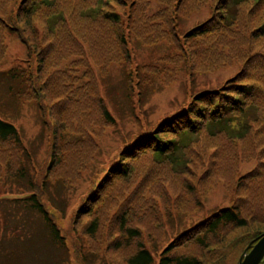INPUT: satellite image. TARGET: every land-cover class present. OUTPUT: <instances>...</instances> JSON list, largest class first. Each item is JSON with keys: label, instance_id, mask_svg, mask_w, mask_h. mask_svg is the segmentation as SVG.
<instances>
[{"label": "rangeland", "instance_id": "374dc122", "mask_svg": "<svg viewBox=\"0 0 264 264\" xmlns=\"http://www.w3.org/2000/svg\"><path fill=\"white\" fill-rule=\"evenodd\" d=\"M219 1L197 0L188 5L184 1L179 7L167 1L168 8L163 0H152L146 10L151 27L147 29L145 24L146 29L156 34L166 27L162 17L165 13L172 18L166 37L134 36L127 29L128 56L108 64L104 70L92 64L97 86L88 82L83 70L75 73L79 78L77 84L91 86L94 94L88 108L92 122L89 135L96 144L93 148L81 141L83 135L79 131L84 129L88 117L81 120L76 116L77 102H70L68 111L72 115L65 122L62 118L67 107L58 104V99H54L56 95L51 100L26 101L13 94L12 89L20 84L13 76L6 75L17 67L35 71L37 61L36 55H30L28 45L15 31H6L7 51L0 60V117L14 123L21 133L27 177L18 179L15 167L6 169L2 158H9L11 152L0 147V234L6 227L10 231L3 239L2 248L18 251V256L24 255L17 263L0 254V264H127L136 242L117 250L111 245L117 233L118 215L125 213L133 215V225L141 228L142 240L153 251L157 262L160 252L179 233L234 204L236 195L232 188L241 177L255 169L259 160L247 159L252 155L237 151V145L223 148L228 138L225 137V144L222 134L208 132L195 137L208 144L207 153L184 150V158L175 168L150 152L143 157L125 159L124 162L130 161L126 166L128 175L107 181L101 197L103 205L93 203L90 214L77 218L78 209L109 176L111 166L122 163V151L137 135H146L163 120L185 110L195 94L220 89L242 70L246 61L240 63L232 54L239 46L240 32H226L223 42L215 48L196 51L185 38L191 29L211 19ZM18 2L12 0L10 17ZM128 12H120L127 25ZM212 52L219 53L214 56L219 61H229L210 70L200 67L203 58ZM100 98L114 123L102 120L98 112ZM253 118V110L247 111L234 122L235 131L229 137L237 138L239 131L253 124ZM59 122L65 130L61 135L54 133ZM55 144L66 150L56 153V162ZM200 146L198 140L194 147L201 150ZM187 161L192 163L186 164ZM53 165L58 167L55 172L62 171L63 176L56 181L49 176L53 175ZM209 175L212 179L207 178ZM30 180L39 185L33 193L43 191L40 193L42 203L57 222L66 245L54 244L41 217L27 211L31 201L26 198L33 191ZM142 204L144 208H137ZM96 216L101 219V230L96 237L90 238L86 226ZM244 231L236 230L235 233ZM211 240V251H203L195 245H188L183 251L197 255L206 253L208 258L224 255V264H239L250 239L237 246H231L229 241L223 243L218 237Z\"/></svg>", "mask_w": 264, "mask_h": 264}, {"label": "trees", "instance_id": "16d2710c", "mask_svg": "<svg viewBox=\"0 0 264 264\" xmlns=\"http://www.w3.org/2000/svg\"><path fill=\"white\" fill-rule=\"evenodd\" d=\"M150 1L152 0H131L130 3L129 0H19L14 14L10 17L12 0H0V60L7 51L5 34L10 29L28 45L30 55L35 54L37 61L35 71L17 67L6 75L13 76L16 83L20 84V87L12 89L13 94L26 101L51 100L56 95L54 99H58V104L67 107L62 118L65 122L72 115V112L68 111L70 102H77L79 108L76 110V116L81 120L85 116L88 117L84 129L79 131L83 135L81 141H86L92 148L96 146L89 135L92 122L88 108L89 100L94 96L93 90L89 85L77 84L79 78L75 73L83 70L88 82L94 87L97 86L96 72L92 64L104 70L108 64L125 59L128 56L127 29L134 36L138 34L156 39L166 37L172 18L164 15L165 13L162 17L166 27L156 34L147 31L151 27V18L146 17ZM163 1L166 5L167 1L174 2L177 7L184 1L186 5L191 4V1L193 4L197 2ZM127 10L128 25L121 16V13ZM174 12L179 14L176 9ZM226 32H240L242 35L238 48L232 53L235 54L234 59L240 63L246 61L242 70L226 81L220 89L195 94L185 110L163 120L146 135H137L122 151V163L111 166L109 176L96 186L86 203L78 209L77 218L90 214L93 203L103 205L101 197L107 181L128 175L126 166L130 161L124 162L125 159L143 157L150 152L161 160L170 162L175 168L184 158V150L207 153L208 144L197 138L208 132L211 135L222 134L224 143L225 137L228 138V143H225L223 148L237 145V151H245L252 155L247 159L255 158L259 163L232 188L236 195L232 206L221 208L208 218L183 230L160 252L157 262L153 251L142 240L141 228L133 225V215H118L117 233L111 241L112 247L117 250L136 242V249L128 257L127 264H224V255L208 258L206 253L197 255L183 249L188 245H195L203 251H211L212 237H218L223 243L229 241L231 246L246 244L250 239L249 244L264 232V0H220L214 7L211 19L191 29L185 38L189 41V46L196 51L198 48H215L223 42ZM218 54H208L199 66L210 70L229 61H219L214 57ZM99 103L98 112L102 120L109 124L114 123L103 98L99 99ZM250 110L254 112L253 124H247L238 132L237 138L229 137V134L235 131L234 122ZM62 132L65 130L59 122L56 128L54 127V133L61 135ZM210 136L208 138L211 139ZM198 140L201 150L194 147ZM55 146L57 147L55 150L53 148V151L56 162V153L66 150L58 147V144ZM0 147H3L5 152H11L9 158H2L6 169L9 171L15 167L18 179L27 177L23 167L25 146L21 133L14 123L2 117ZM54 165L51 168L53 175L49 176L56 181L63 176L62 171L55 172L58 167L54 168ZM214 174L212 172L213 177ZM210 176L207 178L212 179ZM29 184L33 191L26 198L31 201L26 207L27 211L35 212L41 217L49 239L54 244L66 245L61 229L42 203L40 193L43 191L33 193L39 189V185L31 180ZM137 208L142 209L144 206L137 205ZM100 230L101 219L96 216L87 224L86 233L90 238H94ZM236 230L246 231L236 234ZM9 232L6 227L0 234V254L18 263L24 257L23 254L18 256V251L11 249L9 252L2 248V242H5L3 239ZM231 233L235 235L228 237Z\"/></svg>", "mask_w": 264, "mask_h": 264}, {"label": "water", "instance_id": "95a60500", "mask_svg": "<svg viewBox=\"0 0 264 264\" xmlns=\"http://www.w3.org/2000/svg\"><path fill=\"white\" fill-rule=\"evenodd\" d=\"M239 264H264V232L247 245Z\"/></svg>", "mask_w": 264, "mask_h": 264}]
</instances>
